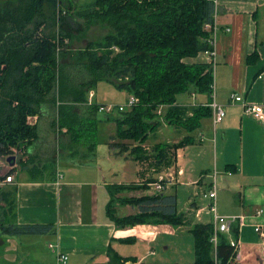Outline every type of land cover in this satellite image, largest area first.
Masks as SVG:
<instances>
[{
	"label": "trees",
	"instance_id": "1",
	"mask_svg": "<svg viewBox=\"0 0 264 264\" xmlns=\"http://www.w3.org/2000/svg\"><path fill=\"white\" fill-rule=\"evenodd\" d=\"M215 7L214 0L5 1L0 8V159L21 152L37 140V129L27 123V118L55 104L54 122L78 142L81 133L85 136L90 130L82 128L84 122L95 123L98 106L103 105H87L88 93L98 82L106 81L136 99L130 109L118 111L119 116L112 119L116 125L113 138L119 141L117 155L127 152L126 157L140 165L147 162L145 165L154 171L139 186L110 187L108 214L117 227L183 225L176 197L152 191L149 184L174 163L179 148L193 142L190 133L199 120L211 116L207 106H197L188 115L185 108L177 106V100L191 89L210 96L212 67L200 57L210 49V32L205 26L212 24ZM92 26L105 27L108 32L72 51L70 45L85 39ZM78 105L84 106L87 116L78 115ZM160 107L164 112L158 114ZM161 123L184 125L189 135L178 143L156 144L153 153L143 150L142 143ZM2 179L5 176H0ZM147 188L149 195L119 201L138 207V213L114 217L117 193ZM12 213L11 194L0 191L2 234L40 235L49 231L48 226L13 224L9 221ZM212 229L211 223L190 228L194 261L189 264H233V248L225 234L219 235L214 260ZM127 262L180 264L138 263L135 258H122L109 251V264Z\"/></svg>",
	"mask_w": 264,
	"mask_h": 264
},
{
	"label": "crops",
	"instance_id": "2",
	"mask_svg": "<svg viewBox=\"0 0 264 264\" xmlns=\"http://www.w3.org/2000/svg\"><path fill=\"white\" fill-rule=\"evenodd\" d=\"M216 8L219 30L212 83L215 101L222 106L225 116L215 126L211 116L199 120L202 129L195 137L192 136L193 142L189 143L191 146L177 150L176 159H182V162L176 164L175 159L172 164L175 166V179L163 191L176 197L177 211L183 215L185 223L178 226L145 223L128 227H117L114 224L107 212V205L111 200L110 187L139 186V181L146 179L143 174L148 173L149 177L154 172L153 169L146 171L145 163L140 165L126 157L127 152L117 155L119 148L116 144L119 141L113 138L115 134L109 136V149L103 161L95 160L98 157L92 154L89 158L78 161L69 158L70 161L62 167L67 172L64 174L58 170L62 178L57 182L53 161L48 163L46 158L50 151L49 137L53 132L44 119L49 118L50 114L42 111L41 116L31 118L37 128L38 139L23 148V161L19 159V162L8 163L4 160L0 176L6 178L10 175L12 181L2 179L0 191L11 194V223L48 226L49 231L40 235L23 236H6L0 232V264H54L58 254L68 256L66 264H109V251L122 258H135L138 263L182 264L184 252L178 245L183 239L188 242V236L192 237L189 230L193 225L212 221V215L204 209L207 205L205 200V204L201 201L199 205L192 198L186 209L180 211L178 208L176 185L180 178H186L189 173L185 161L188 148L196 156L210 158L208 167L199 173V177L201 173H205V187H198L200 195L209 188L215 171L217 213L244 217L241 226L238 220L232 225V237H235L240 227V233L236 235L239 245L232 263L264 264L260 254V236L255 231V227H260L264 232V122L247 115L239 103L230 99L231 94H236L249 104L264 107V0H216ZM200 59L206 61L203 56ZM188 93L195 97L194 102L181 98L177 100V106L185 108L188 115L192 114L193 108L206 106L211 100L209 95L197 94L193 89ZM178 142L142 143L141 146L148 152L156 144ZM74 144L62 143V148L65 149L61 156H73L69 151L77 153L79 148ZM193 144H198L197 151L193 149ZM181 150L182 157L179 153ZM83 153L86 154L85 151ZM115 159H123L128 164L129 171L120 172L113 163ZM128 160L132 162L129 163ZM168 168L163 173H167ZM11 169L12 174H7ZM30 172H37L38 176H33ZM48 173L50 177L43 176ZM188 176V181L181 183L201 184L200 178L197 183L198 180ZM167 189H170L169 193H166ZM149 194L148 188L126 189L117 193L114 200H117V208L133 206L120 204L119 201ZM115 209L113 208L114 217H122L115 214ZM138 212L137 207L131 215ZM191 239L192 248L188 244V253L192 258L187 264L194 261L193 238Z\"/></svg>",
	"mask_w": 264,
	"mask_h": 264
},
{
	"label": "rangeland",
	"instance_id": "3",
	"mask_svg": "<svg viewBox=\"0 0 264 264\" xmlns=\"http://www.w3.org/2000/svg\"><path fill=\"white\" fill-rule=\"evenodd\" d=\"M5 1H7V0H0V8L2 7V5ZM14 1H16V0H14ZM79 1L82 2L83 0H79ZM107 32H108V29L105 27L92 26L87 31L85 39L75 40L70 45V48L72 51H77L79 49H82L85 46V43L87 41L97 40V39L101 38L102 36H104ZM78 80L80 81V78H78ZM76 81H77V79H76ZM89 92H92V94H95V99H93V102L98 103V104L103 103V104H107V105H112V106H115L116 109L118 106L124 107L125 105H127L130 97H132V95L129 94L126 90H119L116 87H114L112 84H110L106 81L98 82L96 84V86L93 88V90H91ZM196 93L199 94L198 92H196ZM180 98L184 99V100H189L191 102H194L196 100L195 97L190 95L189 93H185V94L180 95L178 97V99H180ZM56 106H57V104H55V106L53 105V107L52 106H46L42 110V111H48V113L50 114L49 118H46L48 120H46V119H44V120L47 121L49 129H51L53 132L52 135L49 137L50 145L48 147H49L50 151H49V156L46 157L48 159V163H51L50 161H53V165L55 166L56 170H59L61 173L65 174L67 172V170L63 169L62 167L64 165H66L69 158L73 159V161H78L82 158L83 159L89 158V156L92 154V156L98 157L95 160L103 161L102 159L105 158V156L107 154V150L109 149V146H108L109 136L116 134V125L112 119L115 117H118L119 112L117 110H115V112L110 113V114L97 113L96 114L97 121L95 123H93L91 121H85L84 123L86 125L82 128L90 129V130L85 133V136H83V134L81 133V137L78 138V142H74L75 143L74 145H76L79 148V150L76 151L77 153H75L74 151H69L68 153L74 154V155L71 157H68L67 155L61 156L62 151H64V149H65V148H62V143L63 144L67 143L69 145L73 141L71 139L72 137L69 134V132H67L66 129H60L58 127L57 123L54 122V120L56 118ZM78 107H79L77 109L78 115L79 116L84 115L86 113V111L83 108L84 106L78 105ZM163 109L164 108H162L160 111L164 112ZM42 114H43V112L38 116H41ZM33 117H35V116H33ZM31 118H32V116L27 118V123L30 125H33L34 122L31 120ZM107 118L109 120H107ZM157 118L159 120H161V116H158ZM203 119H207V117H203ZM186 128H187L186 126L181 125V124L167 125V124L161 123L152 133H150L148 135V138L144 142V144H153L155 142H172L174 140L180 141L183 139V137L189 135V132L186 130ZM201 129H202V124L196 126L190 134L195 137L196 134ZM43 138H44V136L42 135L41 139H43ZM46 140H48V139H45V141ZM92 144H93V148L91 147ZM188 145L191 146V144H188ZM188 145H186V147ZM196 145H198V144H193V146H195V148H193V149H195V151L198 150ZM81 150H82V154H80ZM83 151H85L86 154H84ZM179 153H180V157H182V150L179 151ZM22 155H23L22 151L18 152V153L14 152L13 153L14 162H16V161L19 162L20 160L23 161ZM10 157H12V156H10ZM177 159H176V164L177 163L181 164L182 159H179V160H177ZM4 160H6V162H7V159H0V168L4 166V164H5ZM128 161H130L129 163L132 162L131 160H128ZM185 161H186V165L188 166L187 169L189 170L188 175H191L190 178H193V180H196V181L198 180V178H200L201 184L198 186L197 184L192 185L191 183H189L187 185H184V183H181L182 181H185V182L188 181V177H189L188 175L186 178H183V179L180 178L179 179L180 181H178V182L180 184L178 183L176 185V194H177L176 196L178 199V208L180 211L186 209L189 206V200L192 198H195L199 202L198 203L199 205H200V203H202L201 201H203V204H205L206 200L203 198L202 194L200 195V191H199L200 189L198 188V187H205L204 186L205 173H201V177H199L200 176L199 173L201 170H204L203 168L208 167L210 158L208 156L204 157V158H201L200 155L196 156V155H194V152L191 150V148H188L186 151ZM24 162H25V160H24ZM113 163L116 164L115 167H117L120 172L126 173L129 171V166H128V164H125L123 159H115V160H113ZM144 163L146 164L147 162H144ZM144 169L146 171H150V169L146 165H144ZM208 171H210V170H208ZM174 172H175V166L172 165L168 168V173H174ZM30 174H32L33 176H38L37 172H30ZM46 175L50 177L49 173L43 174V176H46ZM143 176L145 178H147L148 173L143 174ZM173 179H175V176H173ZM144 180L139 181V183H141V184L144 183L143 182ZM197 183H199V180ZM149 188H150V186H149ZM169 192H170V189L169 190L167 189L166 193H169ZM149 193H151V192L149 191ZM196 193L197 194L199 193V194L197 195ZM195 194H196V196H194ZM109 199H110V197H109ZM114 204L115 205L113 206V208L115 209V207H116L115 214H117V216H120V215H122V217L128 216V215H131L132 212H135L137 210L136 206H127V207L117 208V200H114ZM133 214H135V213H133ZM186 235H187V233H186ZM191 238H192L191 236H188V242H187V240L183 239L181 241V243L178 245V248L184 252L182 254L183 259H181V260H183L182 264H185V263L187 264V262H189L192 258V257H189V253H188V244L192 248V239Z\"/></svg>",
	"mask_w": 264,
	"mask_h": 264
},
{
	"label": "built area",
	"instance_id": "4",
	"mask_svg": "<svg viewBox=\"0 0 264 264\" xmlns=\"http://www.w3.org/2000/svg\"><path fill=\"white\" fill-rule=\"evenodd\" d=\"M215 5H216V0H214ZM206 30L210 32V39H209V47L210 49H207L203 52L202 56L206 58V61L208 64L211 65L212 71L214 72V67L216 64V42H217V34H218V22H217V8L215 7V12L213 15V22L212 24H208L205 26ZM226 31H229V29H226ZM212 72V75H213ZM211 93H210V102L206 104L207 107L211 109V119L212 123L215 126L216 124L220 123L224 116L225 112L222 108L221 105H219L215 101V96H214V86L213 83L210 86ZM93 97L94 94L92 92H89L87 96V105L93 104ZM230 99L234 101L235 103H239L243 111L247 115H251L254 118H256L259 121L264 122V107L261 105H256V104H249L245 101H243L242 97L236 94H231ZM136 103V99L132 96L130 97L127 105L123 106H118L117 109L115 106L112 105H99L98 106V113H105V114H110L115 112V110L122 112L125 110L130 109L134 104ZM162 107H160V110ZM158 111V114L161 113V111ZM202 139V138H201ZM173 176L174 173H163L158 177V180L154 183L149 184L150 189L155 192H161L166 189V186L169 185L170 183L173 182ZM216 172L214 171L212 173V182L207 189L206 192L203 193V198L207 201V205L204 207V209L212 215V236L210 238V243L212 245V255L215 261H217V245H218V238L220 234H225L226 236L229 237V245L233 248V252L237 251L238 245H239V240L236 237L237 234L240 233V227L236 231L235 237H232V233L234 230L232 229V225L238 220L239 225L241 226L244 223V217L240 215H229V216H224V215H219L216 211V191H217V186H216ZM56 181L60 180L62 178L61 174L59 173L58 170H56L55 173ZM6 182L12 181L11 176H7L5 178ZM255 231L259 234L260 236V254L262 259H264V232L261 230L260 227H255ZM68 261V256L65 254H58L56 261L54 264H66Z\"/></svg>",
	"mask_w": 264,
	"mask_h": 264
},
{
	"label": "water",
	"instance_id": "5",
	"mask_svg": "<svg viewBox=\"0 0 264 264\" xmlns=\"http://www.w3.org/2000/svg\"><path fill=\"white\" fill-rule=\"evenodd\" d=\"M13 161H14V157L13 156L7 158V162L8 163H13Z\"/></svg>",
	"mask_w": 264,
	"mask_h": 264
},
{
	"label": "bare ground",
	"instance_id": "6",
	"mask_svg": "<svg viewBox=\"0 0 264 264\" xmlns=\"http://www.w3.org/2000/svg\"><path fill=\"white\" fill-rule=\"evenodd\" d=\"M95 95V94H94ZM96 104V103H95Z\"/></svg>",
	"mask_w": 264,
	"mask_h": 264
}]
</instances>
